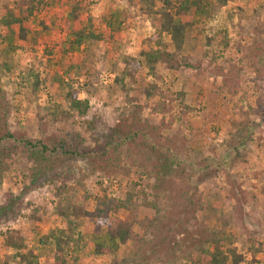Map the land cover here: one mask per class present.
Here are the masks:
<instances>
[{
    "label": "rangeland",
    "instance_id": "rangeland-1",
    "mask_svg": "<svg viewBox=\"0 0 264 264\" xmlns=\"http://www.w3.org/2000/svg\"><path fill=\"white\" fill-rule=\"evenodd\" d=\"M16 1L0 0V67H8L1 77V93L11 108L7 128L17 139L42 138L39 107L64 109L71 93L89 102V112L85 116L72 112L68 120L50 124L46 139L79 133L92 145L85 122L94 117L125 135L141 126L135 112L141 107L140 118L149 126L167 124L176 117L171 132L186 137L194 150L176 177H164L156 169L158 161L150 148L136 138L134 144L125 146L137 149V164L123 154L121 174L105 175L91 161L66 160L31 191L33 165L26 152H19L0 187V208L10 204L19 211L13 220L0 217V264H18L2 236L10 231L22 232L26 249L41 264H54L55 244L42 241L51 231L68 228L55 207L70 193L80 198L87 195L86 208L91 212L98 199L107 197L109 206L115 208L131 194L136 218L156 219L157 225L151 233L139 230L145 237L142 246L129 244L117 254L101 255L95 246L108 245L107 228L91 218L78 219L69 236L65 264H179L201 243L204 228L218 222L211 207L216 198L226 196L229 200L221 211L231 213L229 231L246 257L243 264H251V250L257 242L264 243V116L256 112L260 102L264 105V58L255 57L249 47L255 40L264 43V0H231L223 8L216 0H202L205 8L216 11L215 19L198 20L187 29L189 41L180 53V70L158 66L162 87L171 93L184 92L183 103L192 109L189 124L181 118L182 102L167 97L147 100L140 85H133L128 98L116 83L122 77L120 64L125 57L142 60L140 77L153 80L141 59L142 51L155 47L149 40L155 28L144 14V0H39L24 24L26 39L21 38L19 25H6L8 9ZM222 31L230 41L226 50L219 44ZM209 38L214 39L212 45ZM163 43L174 51L168 35L163 36ZM36 76L41 87L33 96L30 85ZM159 101L170 113L154 111ZM142 156L151 158L148 168H140ZM231 161H235L233 166ZM190 192L203 201L204 209L192 212L187 208L185 198ZM17 198L22 199L21 205ZM127 213L121 211L117 217L124 219ZM255 258L253 264H264V248Z\"/></svg>",
    "mask_w": 264,
    "mask_h": 264
},
{
    "label": "trees",
    "instance_id": "trees-1",
    "mask_svg": "<svg viewBox=\"0 0 264 264\" xmlns=\"http://www.w3.org/2000/svg\"><path fill=\"white\" fill-rule=\"evenodd\" d=\"M231 0H216L218 7L223 8L229 4ZM39 0H17L15 7L8 9V17L6 25H19L21 38L26 39L27 29L24 24L28 23L34 11L37 10ZM161 3L158 6V3ZM147 5L143 9L144 14L150 18L154 24L155 33L150 37V41L154 43L149 51H142L141 59L146 62L148 74L153 78L152 81L146 82L140 77L142 60H134L131 57H125L121 62L122 77L116 80V83L124 95L129 98L133 90V85L144 87L143 95L147 100H153L157 97H167L171 101L182 102L181 118L186 124H189L188 117L191 108L186 106L183 101L185 94L171 93L165 90L160 83L158 74V66L165 65L169 70L181 69V52L184 50L189 35L187 29L194 27L199 21L215 19L216 11L209 10L202 5V0H144ZM219 36V44L226 50L229 48L230 41L226 33L222 31ZM168 35L173 43L174 51H170L163 43V36ZM213 38L208 39V44L212 45ZM254 50L255 57L264 58V43L254 41L249 47ZM254 58V57H253ZM184 60V59H183ZM255 68L257 64L255 63ZM8 71V67H0V187L3 184L5 176L13 169L14 157L19 152L27 153V158L32 163L30 169V185L28 191L34 190L40 186L42 181L48 176V172H53L55 166L60 163H65L66 160H76L83 162H93L98 165L101 173L114 176L121 174L124 171L123 154L132 164H137V149L126 147L125 144H134L135 139H142L145 147L150 148V152L157 158V167L159 174L164 177H176V174L181 172L188 155L192 152V147L189 146V140L186 137H179L177 132L173 131L172 127L176 122V117L172 118L167 124L162 121L157 126H149L146 121H142L141 107H136V116L139 127H133L125 135H118L112 131V128L102 122L100 117H94L92 120L86 121V131L90 135L91 144L79 133H71L68 136L59 138H47L46 130L50 124L63 122L71 117V113L75 112L80 116H85L90 109L88 101L78 99L71 93L67 94L68 107L62 109L57 106L45 111L39 107L37 115L40 123L42 138L35 139H17L7 128L8 118L11 108L2 99V74ZM6 71V73H7ZM30 95L37 96L41 81L39 76L35 77V81L30 85ZM132 101L135 98L131 99ZM135 102V101H133ZM263 108V109H261ZM155 112L163 115L170 113L171 109L165 103L159 101L155 104ZM258 116H264V105L259 103L257 109ZM181 119V120H182ZM4 128V129H3ZM139 130V132H136ZM243 131V130H242ZM238 132L240 134L241 132ZM243 137V136H242ZM239 137H237L238 139ZM242 140V139H241ZM12 144V145H11ZM241 146L245 145L241 143ZM238 150V146L235 148ZM238 155V154H237ZM151 156V154H150ZM151 159V158H150ZM149 157L142 156L140 159V168H148L151 161ZM239 159V155L238 158ZM239 161H242L239 159ZM235 161H231V166ZM87 196V195H86ZM78 197L76 194L70 193L59 200L55 207V213L67 223V229H56L51 231L42 241L46 244L53 242L55 244L54 264L66 263V250L71 241L70 235H73L76 228L75 221L81 218H91L97 220L98 225L107 228L108 245L100 243L95 246L96 252L101 255L117 254L121 247H126L130 244L142 246L145 242V237L139 235V230L144 229L146 234L154 232V227L157 225V220L140 221L134 215L131 201L133 196L128 195L127 200L120 202L115 208L109 206L107 197L98 199L96 210L91 212L86 208L88 198ZM187 208L190 211L196 212L199 209H204V203L200 199H196L192 192L186 196ZM15 200L22 203L21 198ZM216 203L211 207L215 220L211 226L204 228L203 240L197 244L195 248L187 253L179 264H243L246 257L239 252L237 242L234 235L229 231L231 222V213L221 211V205L225 204L229 197L216 198ZM225 202V203H224ZM121 211H127L126 217L123 219L117 217ZM19 211H14L13 206L7 204L0 208V217L4 220L16 219ZM115 215V216H114ZM138 227V229H137ZM5 245L14 250L13 259L18 264H41L39 257L32 251L26 249V242L21 231H10L4 235ZM254 242H250L251 245ZM257 247L252 249L253 260L255 256L263 251L264 243L257 242ZM8 264V263H5ZM115 264H120L119 261Z\"/></svg>",
    "mask_w": 264,
    "mask_h": 264
}]
</instances>
